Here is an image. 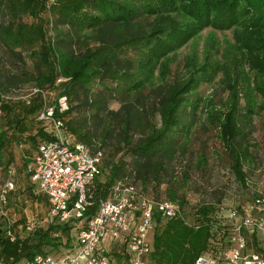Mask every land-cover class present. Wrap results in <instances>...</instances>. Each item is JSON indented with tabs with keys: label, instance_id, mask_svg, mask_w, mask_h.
Here are the masks:
<instances>
[{
	"label": "trees",
	"instance_id": "1",
	"mask_svg": "<svg viewBox=\"0 0 264 264\" xmlns=\"http://www.w3.org/2000/svg\"><path fill=\"white\" fill-rule=\"evenodd\" d=\"M39 2L45 0H26L33 14L32 6ZM6 4V0H0V45L11 63L4 62L5 56L0 53V89L22 93L21 86L31 84L67 95L78 140L99 144L104 153L101 171H109L107 180H100L98 175L89 185V204L83 218L51 220L25 257L30 260L60 246L72 249L71 232L77 235L97 210L99 200L107 198L115 182L124 178L145 195L144 190L152 188L155 193L150 197L156 200L166 194L184 215V219H166L155 214L151 249L146 256L151 264H193L198 255H215L229 246L232 220L228 218L229 228L216 220L214 203L188 206L194 219L187 221L182 190L188 186L191 168L206 165L202 152L198 164H186L187 154H192L187 137L194 125V103L190 108L187 96L200 83L201 72L199 67H188L187 80L178 78L168 84L164 61L203 29L231 30L233 43L257 76L258 94L264 97V0H60L50 20L53 35L47 40L36 34L34 26L29 30L14 28ZM13 4L9 6L13 8ZM35 34L42 44L39 49L30 48L34 68L30 72L24 68L22 43L30 42V35ZM156 72L159 84H154ZM58 77L64 81L56 84ZM148 98L150 108L160 117L158 126L149 117ZM112 103L119 106L113 109ZM40 107L41 101L35 96L26 112L37 114ZM231 110L235 116L231 113L220 128L217 143L228 155L231 175L245 189L249 177L244 164L252 158V127L245 115L235 113V107ZM36 137L41 141L53 139L43 125L31 139L35 141ZM162 184H166L164 188ZM219 197L215 203L221 207ZM62 234L66 235L64 241ZM254 234V230L249 234L251 243H256ZM225 238L227 246L213 250V241ZM0 242L10 245L13 253L27 248L25 240L19 243L0 237ZM125 244L123 237L110 240L108 255L127 258ZM256 249L264 252V245Z\"/></svg>",
	"mask_w": 264,
	"mask_h": 264
},
{
	"label": "rangeland",
	"instance_id": "2",
	"mask_svg": "<svg viewBox=\"0 0 264 264\" xmlns=\"http://www.w3.org/2000/svg\"><path fill=\"white\" fill-rule=\"evenodd\" d=\"M58 1L60 0H45V2L37 3L35 6H32L35 12L33 14L28 9L26 0H6L8 19L13 22L14 28L19 26L25 30H29L34 26L36 34H42L43 38L47 40L53 35V32L50 30V20L53 21L55 16L54 7ZM10 2L14 3L13 8L9 6ZM36 34L30 35L33 38H29L32 43L31 41H26L22 43L24 46L21 45L25 56L24 68L30 72L34 71L32 61L29 59L30 48L39 49L42 44L39 36ZM232 35L231 30H218L208 27L198 32L190 41L179 48L174 56L168 57L164 61L168 84L174 83L178 78L187 80L189 78L188 67H199V71L201 72L199 75L200 83L187 96V103L190 108V103H194L193 114L190 110V114L194 116V125L187 137L186 145L192 151V154L186 153L188 160L186 164H198L199 156H201L200 153L202 152L206 159V165L201 169L191 168L188 186L182 190V192H185L187 202V221L191 223L194 219L193 215L190 214L188 206L212 202L216 206V220L225 224L227 228H229L227 223H229L228 214L230 209L233 207L239 208V205L250 202L257 193L262 192L264 189V97L258 94L255 87L257 76L250 69L249 64H247L243 52L236 48ZM0 53L4 54H1L3 57H6H4V62L9 61L11 63L10 56L6 55L1 45ZM7 65L11 66L9 63ZM155 77L154 84H159L161 81L157 76V72ZM31 86V84L22 85V92H27ZM232 88L234 89L232 90ZM149 90L150 87H147L146 92L150 93ZM53 91L54 95L48 98L49 102L57 94V89H53ZM16 102L12 106H9L7 110L2 109L4 116L0 118V126L4 124L3 126H8V130H12L13 132L17 130L30 137L36 133L42 123L37 120L36 113L26 112L27 105L19 100ZM118 106V103H112L111 108L116 109ZM147 106L151 121L158 126L160 117L158 114H154L150 108V98L147 99ZM232 107H235V113L239 111L242 115H245L247 122L251 123L252 127L250 134L252 145L250 152L252 158L248 157L244 164L249 177V183L245 189L231 175L228 155L218 147L217 143L220 128H223V124L227 121L230 114H234L231 110ZM69 109L67 111L69 114L65 115L60 134L66 136L68 139L79 141L76 136L77 128L72 118L73 114L70 113ZM38 139L40 138H35V141ZM215 151L218 153L216 154ZM3 175L0 173V179L4 177ZM108 178L109 171L103 169L101 174H99V179L105 181ZM37 184H35V188L39 190ZM165 185L162 184V188ZM144 191L148 196H153L155 193L149 187ZM12 193L9 195L7 208L10 215L15 214L14 217L17 218L15 225H24L25 228L26 224L36 223L42 227H46L51 220L57 221L51 215L47 201L43 204L45 208L44 214L39 213L36 215V208L32 205L34 201L31 202L25 196L24 190H16ZM218 196H220L221 207H219V203H215V199ZM161 197L168 198L166 194H163ZM25 198L27 202L24 201ZM23 209L27 211V216L23 214L25 213ZM239 210V214L241 215V208ZM237 220H239V217ZM21 235L24 236L25 233ZM75 235L76 232L74 230L71 232V236L69 235V238H72V243L75 240ZM254 236L256 243L249 242V247L257 250L256 246L264 245V234L256 233ZM65 237L66 235L62 234L63 241ZM216 240L213 241V250H219L224 245L227 246L228 241L226 238L219 239L220 241ZM149 241H152V231L149 235ZM66 252L67 248L61 246L49 251L53 255L65 254ZM110 256L115 261V264H129L124 255L116 258L115 254L111 253Z\"/></svg>",
	"mask_w": 264,
	"mask_h": 264
},
{
	"label": "built area",
	"instance_id": "3",
	"mask_svg": "<svg viewBox=\"0 0 264 264\" xmlns=\"http://www.w3.org/2000/svg\"><path fill=\"white\" fill-rule=\"evenodd\" d=\"M61 81L64 79L58 77L56 84ZM52 95L54 91L50 88L31 87L25 93L0 89V116L3 101L19 100L29 106L35 96L39 97L41 107L36 117L53 139L38 143L26 169L29 180L38 183L40 192L47 198L51 215L58 222H65L70 218H83L89 204L87 190L101 172L104 153L99 144H86L60 134L70 106L69 99L65 94H56L49 102ZM14 189L11 181L0 187V219L5 215V206ZM241 210L240 215L239 208L233 207L228 214L232 220L230 245L215 255H198L193 264H264V252L246 251L247 230L264 234V189ZM155 214L166 219H184L175 202L166 198L156 200L143 194L130 179H120L113 185L110 195L99 200L97 210L81 225L76 245L70 251L60 255L38 253L26 264H114L107 244L122 237L126 240L129 264H147ZM5 236L15 241L10 229L5 231Z\"/></svg>",
	"mask_w": 264,
	"mask_h": 264
},
{
	"label": "crops",
	"instance_id": "4",
	"mask_svg": "<svg viewBox=\"0 0 264 264\" xmlns=\"http://www.w3.org/2000/svg\"><path fill=\"white\" fill-rule=\"evenodd\" d=\"M14 103L17 102L15 100L3 101L1 103L2 109L4 108V110H7L9 106H12ZM2 116H4L3 110L0 118ZM3 125L0 126V173L4 174L3 175L4 177L0 179V187L6 181L13 182L15 185V189H14L15 191L24 190L26 194L25 196L29 198L31 202L34 201L32 205L36 208V215H38L39 213L44 214L45 208L43 207V204L45 203V201H47V198L40 192V190L35 188L36 183H32L29 180V174L26 169L27 163L31 159V155L34 153L38 143L41 140L38 139L37 141H33L31 139V136L28 137V135L19 132L17 130H15L16 132H13L12 130H8V126H3ZM14 190L12 191L13 193L15 192ZM24 201L27 202V199L25 198ZM8 204H9V198H8V203L5 206V215L0 220V237L2 238L7 237L5 236V231L7 229H10L13 235L15 236V241L17 240L19 243H22L25 240L27 248L21 250L18 249L16 253H13L12 250L13 248H11L10 245L0 242V264H26V262L29 259L25 257V253L28 252V250L32 249V247H34L38 243L39 232L45 229L47 225L46 227H42L36 223L35 224L30 223V224H26L25 228L24 225L23 226L19 224L15 225L17 218L14 217L15 214L10 215L9 209L7 208ZM23 211H25V213L23 214L27 216L28 214L27 211L24 209ZM30 225L32 226L31 229L28 228V226ZM247 231L250 234L253 230H247ZM254 232L255 234L261 233L257 231ZM23 233H25L24 236L21 235ZM249 234H246L247 236L246 251L247 252L258 251V250H253L252 248L249 247V242L251 240V236ZM75 245H76V241H74L72 248ZM70 250L71 249H67V252ZM111 260L115 264V261L113 259ZM147 264H151L149 260H147Z\"/></svg>",
	"mask_w": 264,
	"mask_h": 264
}]
</instances>
